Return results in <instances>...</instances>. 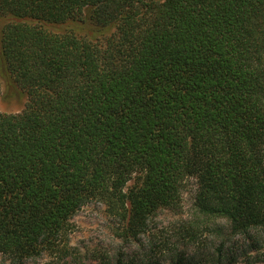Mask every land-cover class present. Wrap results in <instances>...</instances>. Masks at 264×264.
Segmentation results:
<instances>
[{"label":"trees","instance_id":"obj_1","mask_svg":"<svg viewBox=\"0 0 264 264\" xmlns=\"http://www.w3.org/2000/svg\"><path fill=\"white\" fill-rule=\"evenodd\" d=\"M0 78L27 100L0 112V254L93 201L135 238L188 179L202 223L264 227V0H0Z\"/></svg>","mask_w":264,"mask_h":264},{"label":"rangeland","instance_id":"obj_2","mask_svg":"<svg viewBox=\"0 0 264 264\" xmlns=\"http://www.w3.org/2000/svg\"><path fill=\"white\" fill-rule=\"evenodd\" d=\"M76 25L78 35L101 39L88 22ZM0 88V112H21L26 96L1 78ZM196 190L188 179L179 209L157 212L135 238L124 236L125 224L105 205L90 202L71 218L53 250L22 260L0 254V264H264V227L234 235L224 221L202 223L194 214Z\"/></svg>","mask_w":264,"mask_h":264}]
</instances>
